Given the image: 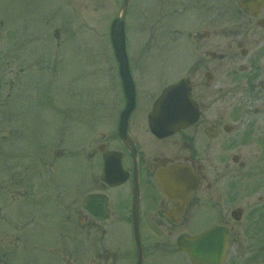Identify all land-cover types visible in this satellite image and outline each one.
<instances>
[{"label":"flooded vegetation","instance_id":"1","mask_svg":"<svg viewBox=\"0 0 264 264\" xmlns=\"http://www.w3.org/2000/svg\"><path fill=\"white\" fill-rule=\"evenodd\" d=\"M242 1L156 0V40L168 37L172 45L156 48L168 83L151 94L140 85L144 50L134 66L128 55L136 101L125 143L117 131L128 101L114 59L107 71L111 95L93 103L97 117L88 122L89 138L83 142L90 159L86 182L65 175L63 158L54 162L41 154L24 163V177L21 170L14 176L24 181L0 179V264H84L83 240L89 243L88 264H120L121 258L125 263L128 250L118 255L109 236L119 224L129 225L132 233L134 214L143 255L152 252V259L158 242L147 253L145 228L181 231L178 237L219 225L229 231L228 254L233 250L264 261V0H249L250 13ZM182 80L191 89L188 114L194 121L158 137L141 121L163 89ZM58 109L63 123L65 105ZM62 152L60 147L57 153ZM69 166L79 174L77 165ZM175 166L198 186L168 199L158 174ZM89 195L97 198L86 203Z\"/></svg>","mask_w":264,"mask_h":264},{"label":"rangeland","instance_id":"2","mask_svg":"<svg viewBox=\"0 0 264 264\" xmlns=\"http://www.w3.org/2000/svg\"><path fill=\"white\" fill-rule=\"evenodd\" d=\"M122 2L0 0V179L4 183L24 181L14 176L21 170L24 177V163L36 162L40 154L44 160L54 162L63 158L65 175L77 176L86 182L90 174L89 157L82 150V142L89 138L88 122L97 117L93 103L111 95L107 71L116 62L109 30L121 11ZM155 5L156 0H130L125 17L126 49L134 55H131L133 66L138 53L144 50L145 56L139 58L140 69L144 70L140 85L153 95L169 80L167 72H161L156 48L172 46L168 37L156 40ZM244 94L241 89L242 99ZM59 104L65 105L63 123L61 113L58 114ZM141 124L148 126L146 117ZM61 136L64 143L60 141ZM60 147L63 155L57 153ZM52 149L54 156L49 157ZM68 160L73 163H66ZM69 165H77L79 174H72ZM54 232L50 229V234ZM179 232L145 228L147 253L153 250V243L157 241L158 245L156 257L149 256L152 252L144 254L143 264H191L174 243ZM85 235L82 233L81 237ZM131 237L127 224H119L109 236L118 247V255L124 257L128 250L125 263L121 258L120 264H135ZM89 251V243L83 240L84 264L89 263ZM242 254L239 256L231 250L225 264H264L263 260Z\"/></svg>","mask_w":264,"mask_h":264},{"label":"water","instance_id":"3","mask_svg":"<svg viewBox=\"0 0 264 264\" xmlns=\"http://www.w3.org/2000/svg\"><path fill=\"white\" fill-rule=\"evenodd\" d=\"M129 0H124L121 13L112 22L111 25V41L113 49L115 51L116 60L120 65V71L123 78L124 90L128 96L129 110L135 104V86L132 76L130 74L128 56L126 51V35H125V16L128 8ZM242 8L245 12L251 11V5L249 0H245L242 4ZM191 106V94L190 87L185 80L176 85L168 86L164 89L159 98H157L154 108L149 115V126L152 132L159 136L165 137L172 134L177 128L186 126L189 122H193L194 119L189 118V110ZM129 112V111H128ZM183 113V114H182ZM128 113L122 118L120 126V136L127 142V120ZM159 181L163 189V194L168 198L174 195L182 197L186 193L192 192L195 189L197 183L186 181L185 171L180 167H173L159 175ZM96 198L95 196H89L86 202ZM104 201V200H103ZM98 202L96 203V205ZM95 206V210L100 212ZM88 209V205L85 206ZM103 208V207H102ZM89 210V209H88ZM104 210V208H103ZM101 210V211H103ZM136 228V227H135ZM136 240L139 251V258L137 264H142V249L138 231H135ZM229 233L226 228L220 226H212L204 232L186 236L182 235L178 239V247L181 250L186 251L190 256L193 264H223L226 258L227 250L229 248Z\"/></svg>","mask_w":264,"mask_h":264}]
</instances>
